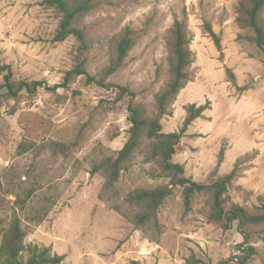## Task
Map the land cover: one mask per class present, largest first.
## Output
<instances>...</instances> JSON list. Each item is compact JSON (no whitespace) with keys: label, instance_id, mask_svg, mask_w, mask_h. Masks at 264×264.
I'll use <instances>...</instances> for the list:
<instances>
[{"label":"rangeland","instance_id":"obj_1","mask_svg":"<svg viewBox=\"0 0 264 264\" xmlns=\"http://www.w3.org/2000/svg\"><path fill=\"white\" fill-rule=\"evenodd\" d=\"M66 2L87 4L73 19L85 49L73 36L54 40L61 13L46 0H0V64L10 66L14 81L59 83L78 61L94 78L87 83L80 74L67 89L13 98L5 96L0 75V233L18 222L25 246L20 264L28 261V246L61 256L57 264H264V221L242 227L235 221L223 230L208 220L205 192L185 209L175 186L156 221L135 223L141 208L127 194L168 183L158 163L146 159L150 139L142 137L113 184L101 165L127 141L129 104L140 106L145 118L155 114V95L169 79L168 31L185 17L188 80L168 99L161 131H177L189 104L208 107L187 127L172 162L205 184L235 169L230 199L252 212L264 206V52L237 38L239 0ZM205 22L219 36L220 51ZM126 28L133 45L106 75ZM119 87L128 92L120 95Z\"/></svg>","mask_w":264,"mask_h":264},{"label":"trees","instance_id":"obj_2","mask_svg":"<svg viewBox=\"0 0 264 264\" xmlns=\"http://www.w3.org/2000/svg\"><path fill=\"white\" fill-rule=\"evenodd\" d=\"M46 1L61 13V19L55 31L54 40L62 41L68 36H73L79 43L80 49L87 48L83 31L73 26L75 15L86 10L87 4L83 3L69 7L66 0ZM263 9L264 0H239L236 22L238 27L243 31L242 34H238L237 38L253 42L264 52ZM185 20V17L180 19L176 18L168 31L169 79L165 86L155 95L156 111L153 117L145 118L143 116L144 110L140 106L128 105V121L130 127L128 129L127 141L118 151L114 159L111 157L105 158L101 164L107 173V183L111 185L118 179L125 162L138 147L142 137L145 136L151 140L146 159L155 160L158 163L160 172L168 178V183L153 189H134L127 194V202L141 208L135 220L137 225H142L150 220L156 221L158 207L172 193V189L175 186L182 188L185 209H189L191 198L195 193H208V220L223 230H228L235 221L238 222L239 227L247 224L261 223L264 221V206H261L260 210L252 212L238 203L233 202L227 193V188L235 176V169L218 177L213 183L205 184L186 177L184 175L183 165L172 162L175 147L184 135L187 127L193 120L201 117L203 111L208 107L207 104L199 106L193 103L189 104L185 108L186 113L182 125L177 131L167 133L161 131L160 120L167 114L166 104L168 99L176 95L188 80V72L186 69L192 61V58L189 48L190 37ZM204 28L215 47L220 51L219 36L212 30L209 23L205 22ZM133 41L132 30L128 28L124 29L115 43L112 57L105 71L106 75L115 72L122 65L124 58L133 45ZM81 63V61H78L75 67L64 74L61 82L52 85L42 80L14 81L10 66L0 64V75L3 77V87L6 89L5 96L14 98L22 91L32 94L39 88L50 91H55L58 88L67 89L71 79L80 74H84L87 77V83L94 81V78L88 76ZM119 91L120 95L128 92L127 88L124 87H119ZM130 95H133V93H130ZM222 155L223 151L221 149L218 154L216 168L222 162ZM24 249L22 230L18 222L14 221L8 232L4 234L0 233V264H20V252ZM27 250L29 257L26 264H39L40 262L57 264L62 259L61 256H50L45 248L28 246ZM244 252L247 258L252 252V248Z\"/></svg>","mask_w":264,"mask_h":264}]
</instances>
